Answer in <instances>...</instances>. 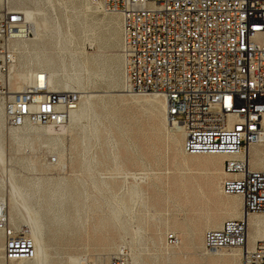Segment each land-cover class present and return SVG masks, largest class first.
<instances>
[{
	"label": "rangeland",
	"instance_id": "obj_1",
	"mask_svg": "<svg viewBox=\"0 0 264 264\" xmlns=\"http://www.w3.org/2000/svg\"><path fill=\"white\" fill-rule=\"evenodd\" d=\"M9 3L40 35L14 45V76L19 68L31 77L55 72L54 90L80 97L78 118L60 129H9L0 100V198L8 202L10 227L28 230L39 262L44 253L45 264H108L125 247L136 264H227L205 249L207 230L199 237L207 216L224 214L215 206L221 197L206 187L208 171L183 152L181 130L164 121L153 96L127 91L119 16L89 0ZM174 220L180 223L175 231ZM167 233L180 245L166 249ZM3 249L0 232V264H12ZM229 253L236 254L232 264H243L240 251L222 252Z\"/></svg>",
	"mask_w": 264,
	"mask_h": 264
},
{
	"label": "built area",
	"instance_id": "obj_2",
	"mask_svg": "<svg viewBox=\"0 0 264 264\" xmlns=\"http://www.w3.org/2000/svg\"><path fill=\"white\" fill-rule=\"evenodd\" d=\"M89 1L120 16L128 89L164 98L169 122L179 123L184 132L186 155L229 156L222 193L239 196L247 216L264 212V170H252L246 159L251 145L264 146V0ZM30 35L20 12L0 7V100L6 124L60 127L78 103L77 93L51 91L38 75L23 91L10 94L12 44ZM0 231L5 260L34 258L28 230L10 227L3 201ZM165 241L178 243L174 234ZM246 242L243 219L227 220L203 236L211 253L243 250ZM108 264H132L128 249L110 256ZM244 264H264V242L246 250Z\"/></svg>",
	"mask_w": 264,
	"mask_h": 264
},
{
	"label": "bare ground",
	"instance_id": "obj_3",
	"mask_svg": "<svg viewBox=\"0 0 264 264\" xmlns=\"http://www.w3.org/2000/svg\"><path fill=\"white\" fill-rule=\"evenodd\" d=\"M91 3V2H90ZM94 7H96L100 12L102 11L104 14H115L118 15L117 13H108L105 12L104 10L101 9L100 5H96L91 3ZM0 7H8L9 9L12 10H17L11 7L9 0H0ZM18 12H20L24 19H25V23L30 31V34L32 36V38H28V39H24V40H20L17 42H14L12 44V53H13V63L11 64L10 67V72H9V87H10V94H14V93H19L21 91L24 90V88L32 81L33 77L37 78L38 75L39 76V80L42 81L43 79L46 80L48 87L51 91H57L54 90L55 87V81H54V76L56 75L55 72H48V73H34L31 77V75H29L27 72L23 71L22 69L19 68V70L17 71V73L14 76L15 70V63H16V51L14 50V45L18 46L24 43L23 41H27L30 39H35L36 41H39L40 39V35L39 33H37V28H36V23L33 22H29L26 19V16L24 14V12H21L19 10H17ZM119 16V15H118ZM120 19V16H119ZM120 34H121V28H120ZM121 44V42H120ZM121 47V45H120ZM25 51V50H24ZM18 53V52H17ZM121 55V53H120ZM122 58V57H121ZM20 67H22V65H20ZM125 78V76H124ZM126 80V79H125ZM126 84V83H125ZM64 88L69 89V85L68 83H64ZM129 93L133 94V95H137V96H153L154 99H150L152 106L154 108H161L164 111V121L169 119L167 117V113H166V104H165V100L164 98L159 95V94H145V93H133L130 92L129 90H127ZM60 92V91H57ZM78 94V93H77ZM79 96V95H78ZM80 99V97H79ZM79 102V100H78ZM78 104V103H77ZM76 104V105H77ZM3 107V105H2ZM79 111L76 109H73L69 112L68 115V119L65 122V124L68 122L69 119L71 120H75L78 118L79 116ZM4 114V112H3ZM5 118V117H4ZM6 121V120H5ZM170 123V122H169ZM64 124V125H65ZM171 124V123H170ZM64 125L60 126V127H55L52 126L55 129H60V128H64ZM172 126H176L177 129L181 130L182 133V137H183V141H184V132L180 126L179 123H173L171 124ZM263 125H264V116H263ZM27 126H35V125H24L23 127H19V128H9V129H22L25 128ZM48 127V126H46ZM51 125L48 127V129L52 128ZM175 128V127H174ZM177 131V130H176ZM179 138L178 139H174L173 142L174 143H179ZM256 145H261L263 146V143H256L253 144L249 147L248 151L246 152V159L249 162L250 168L252 170H264V169H256L252 164H250V160H249V151L250 148L256 146ZM264 149V146H263ZM184 152V150H183ZM191 158L193 159H200L202 162L201 164L204 166V168L206 169V171H208V174L204 177L205 183H206V187L209 191V193L214 194L215 192L221 197V199L219 201L215 202V206L221 208V211L224 213L223 215L221 214H216V215H212V216H207L206 220L203 222L202 226L199 227V237L202 238V233L204 230H213V229H218L222 226V224L227 221V220H238V219H243L245 224H246V229H247V242H246V247H244V249H236L238 251H240V256L242 259V263L244 264V257H245V252L246 250L250 251L254 248L255 244L257 242H264V229L261 230V228H264V217L260 218V217H256V216H251L254 213L249 214L248 216L244 214L243 209H242V200L239 196H227L224 195L221 191V182H220V187H217V182L219 180H221V177H225L224 174V170H223V163L224 161H226L229 156L226 155H201V156H191ZM260 163H262L264 165V154L261 153V158L259 160ZM224 179V178H223ZM222 179V180H223ZM221 180V181H222ZM203 197L205 196L204 193L201 194ZM0 201H3L6 205V211H7V220L9 222V217H8V202H6V200L1 199ZM195 203V202H194ZM209 203H212V201L209 200ZM187 205L192 204L191 201L186 202ZM9 210L11 211V213L13 215H16L17 212V207L13 201V199H9ZM35 224L37 223V221L34 219ZM180 223L176 220L173 221V224L171 225L172 230H177V228L179 227ZM1 232V231H0ZM170 233H167V235ZM249 234V236H248ZM166 235V236H167ZM165 236V238H166ZM176 236V235H175ZM204 236V235H203ZM248 237H249V241H251L252 243H255L253 247L249 248L248 245ZM178 243L175 246H168L166 244V241L164 239L163 241V246L168 249H173L176 248L177 246L180 245V239L176 236ZM125 245V244H124ZM123 245V246H124ZM35 246V243H34ZM125 247H121L119 249H122ZM131 250V248H130ZM129 251L130 257H131V263L132 264H136V262L133 259V254H132V250ZM227 250V249H226ZM230 250V249H229ZM224 250L219 251L217 253H213L212 255H219L218 257H220L221 260H223V262L227 263V264H232L233 262L236 261V254L235 253H229V254H222ZM3 257H4V249H3ZM5 260V258H4ZM6 262L12 263V264H20L26 261H7ZM30 261H34L35 264H45V255L44 253L41 256L40 262L38 260V255H37V251H36V246H35V256L32 260ZM77 264V263H75Z\"/></svg>",
	"mask_w": 264,
	"mask_h": 264
},
{
	"label": "crops",
	"instance_id": "obj_4",
	"mask_svg": "<svg viewBox=\"0 0 264 264\" xmlns=\"http://www.w3.org/2000/svg\"><path fill=\"white\" fill-rule=\"evenodd\" d=\"M261 153L264 154V149H263V146H261V145H256V146L250 148V151H249L250 164H252L256 169H264V165L262 163H260L258 160L256 161L253 159L254 156L259 155ZM248 236H249V234H248ZM248 242L252 243L251 241H249V237H248Z\"/></svg>",
	"mask_w": 264,
	"mask_h": 264
}]
</instances>
